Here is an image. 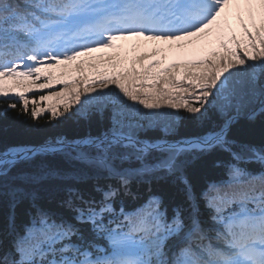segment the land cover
<instances>
[{"label": "snow or ice", "instance_id": "6c2138e0", "mask_svg": "<svg viewBox=\"0 0 264 264\" xmlns=\"http://www.w3.org/2000/svg\"><path fill=\"white\" fill-rule=\"evenodd\" d=\"M0 98L89 129L0 145V264H264V0H0Z\"/></svg>", "mask_w": 264, "mask_h": 264}, {"label": "trees", "instance_id": "16d2710c", "mask_svg": "<svg viewBox=\"0 0 264 264\" xmlns=\"http://www.w3.org/2000/svg\"><path fill=\"white\" fill-rule=\"evenodd\" d=\"M4 101L0 98V109L3 108ZM182 116L186 117L187 114L183 113ZM88 127L82 124L77 119L73 118L64 121L60 124H50L43 119L38 125H34L32 121H26L25 117H18L17 111H10L6 119H0V145L4 143L12 142H30V143H42L44 140L49 139L55 135L63 134L68 137H72L78 133L88 131ZM193 121L185 118L180 121V132L194 131ZM237 134L243 139H256L258 140L261 134L259 123L250 124L243 118H241L236 128ZM149 135H155L156 133L149 132ZM53 163H57V158H49ZM189 178L193 185L199 189L203 186L205 181L214 179L216 177V170L212 169L210 165L206 164L202 160H196L189 165L187 169ZM90 187V185H89ZM159 191L165 196L166 202L170 198L178 200L181 193L177 188L171 187L168 184L161 183L157 185Z\"/></svg>", "mask_w": 264, "mask_h": 264}]
</instances>
